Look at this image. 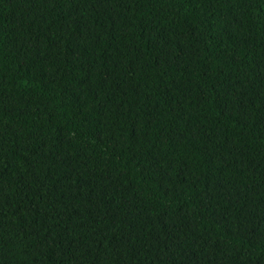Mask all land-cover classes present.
I'll return each instance as SVG.
<instances>
[{"label": "trees", "instance_id": "1", "mask_svg": "<svg viewBox=\"0 0 264 264\" xmlns=\"http://www.w3.org/2000/svg\"><path fill=\"white\" fill-rule=\"evenodd\" d=\"M0 264H264V0H0Z\"/></svg>", "mask_w": 264, "mask_h": 264}]
</instances>
